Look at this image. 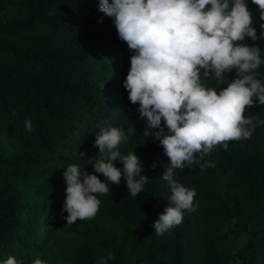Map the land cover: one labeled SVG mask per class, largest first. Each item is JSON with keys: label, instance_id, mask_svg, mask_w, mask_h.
I'll use <instances>...</instances> for the list:
<instances>
[{"label": "trees", "instance_id": "16d2710c", "mask_svg": "<svg viewBox=\"0 0 264 264\" xmlns=\"http://www.w3.org/2000/svg\"><path fill=\"white\" fill-rule=\"evenodd\" d=\"M246 3L259 35V8ZM243 43L259 45L264 61V39ZM132 55L99 0H0V264L9 256L19 264L37 257L97 264L108 252V264H256L264 255V105L245 112L257 122L251 138L217 146L201 161L215 167L176 171L180 184L196 189V211L157 236L153 224L171 194L161 177L168 157L143 135L146 121L123 86ZM235 77L233 69L223 81L203 83L219 91ZM257 79L264 84V63ZM109 126L125 131L119 150L140 157L149 181L132 197L122 175L120 185L98 196L94 218L67 224L65 168L75 163L104 182L88 159L99 153L96 133ZM242 236L248 240L238 248Z\"/></svg>", "mask_w": 264, "mask_h": 264}, {"label": "clouds", "instance_id": "9594fccd", "mask_svg": "<svg viewBox=\"0 0 264 264\" xmlns=\"http://www.w3.org/2000/svg\"><path fill=\"white\" fill-rule=\"evenodd\" d=\"M252 3L264 21V0ZM99 11L113 19L119 39L134 52L123 86L146 121L143 135L158 141L168 157L161 177L170 187L169 206L153 224L154 234L163 236L183 222L186 211H196V189L180 184L174 178L176 171L193 165L215 167L211 160L201 161L217 146L227 150L230 141L251 138L257 127L255 115L246 117L245 112L257 101L264 105V84L257 79L264 61L259 45L243 42L264 39V23L258 35L246 0H99ZM233 69L236 77L219 91L203 83L204 79L223 81ZM32 127L26 119L25 131ZM127 139L120 127L96 133L93 147L99 153L89 156L88 165L105 177L104 182L97 174L82 173L75 163L65 168L67 224L94 218L101 204L98 196L108 194L109 185H120L122 175L128 194L136 197L144 192L149 177L142 174L140 157L135 152L122 156L119 150ZM117 160L122 170L115 166ZM111 259L108 252L97 264ZM2 264L19 262L9 256ZM33 264L46 262L37 257Z\"/></svg>", "mask_w": 264, "mask_h": 264}, {"label": "rangeland", "instance_id": "374dc122", "mask_svg": "<svg viewBox=\"0 0 264 264\" xmlns=\"http://www.w3.org/2000/svg\"><path fill=\"white\" fill-rule=\"evenodd\" d=\"M69 237H67V238H71V239H75L76 240V236L74 237V236H72V235H68ZM248 240V236H242L241 238H240V240L238 241V248L239 247H241L243 244H245L246 243V241ZM256 264H264V255L261 257V258H259L257 261H256Z\"/></svg>", "mask_w": 264, "mask_h": 264}]
</instances>
